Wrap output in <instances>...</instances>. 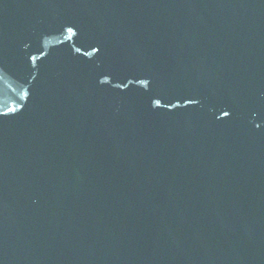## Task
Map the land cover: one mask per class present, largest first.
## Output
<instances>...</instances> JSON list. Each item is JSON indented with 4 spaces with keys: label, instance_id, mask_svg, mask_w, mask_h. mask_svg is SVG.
I'll use <instances>...</instances> for the list:
<instances>
[{
    "label": "water",
    "instance_id": "1",
    "mask_svg": "<svg viewBox=\"0 0 264 264\" xmlns=\"http://www.w3.org/2000/svg\"><path fill=\"white\" fill-rule=\"evenodd\" d=\"M0 264H264V0H0Z\"/></svg>",
    "mask_w": 264,
    "mask_h": 264
}]
</instances>
